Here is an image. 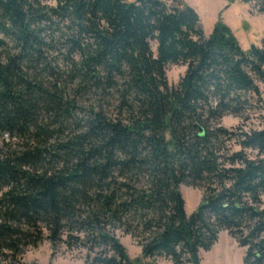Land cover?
Instances as JSON below:
<instances>
[{"label": "trees", "instance_id": "1", "mask_svg": "<svg viewBox=\"0 0 264 264\" xmlns=\"http://www.w3.org/2000/svg\"><path fill=\"white\" fill-rule=\"evenodd\" d=\"M169 64L186 66L176 85ZM256 80L264 39L243 49L221 20L207 35L181 0H0V264H29L43 240L144 264L116 229L172 264H202L226 230L264 264V116L245 128L264 112ZM182 184L203 189L191 215Z\"/></svg>", "mask_w": 264, "mask_h": 264}, {"label": "rangeland", "instance_id": "2", "mask_svg": "<svg viewBox=\"0 0 264 264\" xmlns=\"http://www.w3.org/2000/svg\"><path fill=\"white\" fill-rule=\"evenodd\" d=\"M133 1V0H132ZM172 3L174 0H166ZM193 7L199 14L202 27L209 35L218 21L228 25L237 37L243 49H249L252 45L261 47L264 39V13L258 11L257 2L245 3L242 0H181ZM155 49V43H153ZM186 71L183 64H169L166 74L170 85H176ZM264 99V82L256 80ZM250 119L245 122V115L227 114L220 120L227 128H234L245 122L246 129H258L262 127L264 112L252 111ZM4 143L0 140V149ZM253 154V153H251ZM181 192L185 199V210L188 215L196 211L203 198V189L188 184L181 185ZM115 234L126 247L132 259L141 258L144 264L153 261L155 264H172L171 260L158 256L154 260L142 258V246L137 237L128 234L122 229H116ZM98 251V249L96 250ZM86 248H67L64 244L53 248L49 240H43L37 246L29 245L24 248L21 259L32 264H88ZM204 258L203 264H245V248L241 247L237 239L228 231H221L217 242L210 251H201ZM93 257V255H92ZM2 258H0V263Z\"/></svg>", "mask_w": 264, "mask_h": 264}, {"label": "crops", "instance_id": "3", "mask_svg": "<svg viewBox=\"0 0 264 264\" xmlns=\"http://www.w3.org/2000/svg\"><path fill=\"white\" fill-rule=\"evenodd\" d=\"M204 258H202V264H203Z\"/></svg>", "mask_w": 264, "mask_h": 264}]
</instances>
